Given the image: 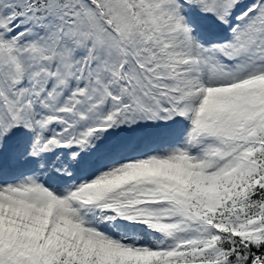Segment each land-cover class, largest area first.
I'll use <instances>...</instances> for the list:
<instances>
[{
	"label": "snow or ice",
	"instance_id": "6c2138e0",
	"mask_svg": "<svg viewBox=\"0 0 264 264\" xmlns=\"http://www.w3.org/2000/svg\"><path fill=\"white\" fill-rule=\"evenodd\" d=\"M0 264H264V0H0Z\"/></svg>",
	"mask_w": 264,
	"mask_h": 264
}]
</instances>
